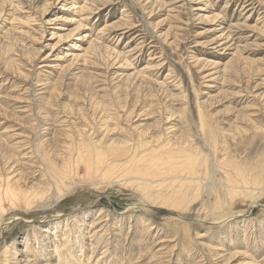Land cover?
<instances>
[{
    "label": "rangeland",
    "instance_id": "374dc122",
    "mask_svg": "<svg viewBox=\"0 0 264 264\" xmlns=\"http://www.w3.org/2000/svg\"><path fill=\"white\" fill-rule=\"evenodd\" d=\"M127 151L159 198L87 175ZM261 163L264 0H0V180L38 195L2 202L0 264H264Z\"/></svg>",
    "mask_w": 264,
    "mask_h": 264
},
{
    "label": "bare ground",
    "instance_id": "6f19581e",
    "mask_svg": "<svg viewBox=\"0 0 264 264\" xmlns=\"http://www.w3.org/2000/svg\"><path fill=\"white\" fill-rule=\"evenodd\" d=\"M240 52H241V50H240ZM68 55H70V54H68ZM216 62H220V61L217 60ZM214 63H215V61H214ZM161 149H163V148H161ZM128 154L129 155H127V157L118 158V159H114V160H107L105 158H103L101 160H96V159L90 160V159L86 158L85 156H83L82 159H83V162H85L86 165H88L87 175L88 174H91V176H92V174L97 175V178L96 179H98L99 181H98V183L96 182V184H104V183H111L112 184L114 182H117L116 181L117 180V177L114 176V175L116 173H118V171L121 168L125 175H128L129 177L131 176L136 181L139 180L137 184H139V187H142L145 190L144 192H147L146 193L147 194V197L150 196V198L152 200H154L155 198H159L161 196V191L159 189V187H160L161 184L158 183L159 181H161V180L165 181L166 179H172V178L176 179L175 176H171V175H166V176H168V178L165 177V178H162V179H158L159 175L164 174V173H168V172L153 173V170H157V169H159L161 167H164V166H160L159 163H157L154 159H152L150 157H148V158H142L141 160H137V158H139L141 156H139V157L138 156L132 157L135 154H132V153H129V152H128ZM146 159H148L149 160V163H150L149 168L151 170L149 172H148V168H146L143 165V163H142ZM64 167L65 166H63V167L62 166H60V167L54 166V167H52V169H54V172L55 173H50V175L52 177V179H50V180L55 181L56 182V185L59 186V187H60V184H62V185L65 184L66 183L65 181L67 180L66 179L67 173H65L66 170L63 169ZM263 168H264V163H261L260 166H259V168H258L259 169L258 172L259 173L262 172L264 170ZM185 172H186L185 175L181 174L179 177H177V178H181V179L184 180L182 184L183 185H186L187 184V185H190V186L197 185V187H200V182H199L200 181L199 180L200 177L197 175L198 172H199L197 165L194 164V163L191 164V165H189V168ZM54 175H56V176H54ZM114 177L116 178V180H115ZM127 177H125V178L127 179ZM149 177H151V178H149ZM202 177H204V176H202ZM258 177H261V176L259 175ZM140 180H142V181H140ZM256 180H258L257 177H256ZM8 181L9 182L7 183V185L5 187H3L2 180H0V209H2V211H4L3 210V203L2 202L5 199H8L10 201L11 205L12 206H16V207H26V206L28 207L29 205H31L33 203V201L36 202L35 201V197H38V195L36 193H35L36 195H29L28 193H25L26 190L25 189H22L23 186H21L18 183V182H20L19 180L16 179V180L13 181L8 176ZM226 181H227V179H226ZM233 182L234 183H237L235 180L231 181L230 184L227 182L229 184V188L230 189H235V188L240 189L241 188V186L234 185ZM226 187H227V185H226ZM29 190H31L30 186H29ZM21 191H22V195H21L22 197L20 198ZM59 191H60V189H59ZM44 192H45V190H44ZM177 192H179V191H177ZM41 195H42V193H41ZM163 199H164V203L165 204L175 205L171 200L166 199L165 196L163 197ZM16 200H18L19 202L20 201H24V203H21V204L16 203ZM50 222H49V224H52L53 223V222L52 223H50ZM59 223H60V221L54 222V224H57V225ZM47 230L45 228L42 231H47ZM229 234H230V232L228 234H226L225 236H223V238H226L225 240H227V236H229Z\"/></svg>",
    "mask_w": 264,
    "mask_h": 264
}]
</instances>
